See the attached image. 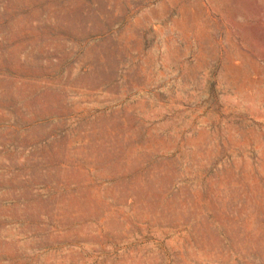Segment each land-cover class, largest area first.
<instances>
[{
    "label": "rangeland",
    "instance_id": "1",
    "mask_svg": "<svg viewBox=\"0 0 264 264\" xmlns=\"http://www.w3.org/2000/svg\"><path fill=\"white\" fill-rule=\"evenodd\" d=\"M0 264H264V0H0Z\"/></svg>",
    "mask_w": 264,
    "mask_h": 264
}]
</instances>
